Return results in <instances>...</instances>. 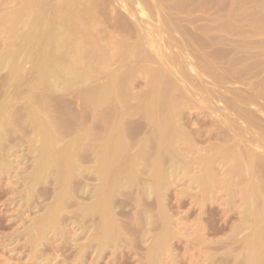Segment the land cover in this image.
Masks as SVG:
<instances>
[{
	"label": "rangeland",
	"instance_id": "374dc122",
	"mask_svg": "<svg viewBox=\"0 0 264 264\" xmlns=\"http://www.w3.org/2000/svg\"><path fill=\"white\" fill-rule=\"evenodd\" d=\"M0 264H264V0H0Z\"/></svg>",
	"mask_w": 264,
	"mask_h": 264
},
{
	"label": "bare ground",
	"instance_id": "6f19581e",
	"mask_svg": "<svg viewBox=\"0 0 264 264\" xmlns=\"http://www.w3.org/2000/svg\"><path fill=\"white\" fill-rule=\"evenodd\" d=\"M173 138H174V137H173ZM171 139H172V138H171ZM174 140H175V139H174ZM174 140H173V141H174ZM169 142H170V141H169ZM171 145H172V144H171ZM171 145H170V146H171ZM170 146H169V147H170ZM171 149H172V148H171ZM154 167H155V166H154ZM58 199H59V198H58Z\"/></svg>",
	"mask_w": 264,
	"mask_h": 264
}]
</instances>
